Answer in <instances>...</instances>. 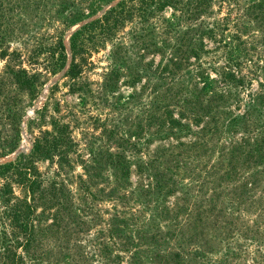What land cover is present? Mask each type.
<instances>
[{"label": "rangeland", "instance_id": "obj_1", "mask_svg": "<svg viewBox=\"0 0 264 264\" xmlns=\"http://www.w3.org/2000/svg\"><path fill=\"white\" fill-rule=\"evenodd\" d=\"M212 1L207 15L192 24L181 25L183 33L197 37L201 31L197 29L200 22L213 23L214 35L203 37L202 48L196 41L198 57L186 54L185 40L176 41L171 36L166 38L161 35L163 26L157 17L154 22L158 25L156 32L168 40L164 47L165 57L141 51L139 54L145 57L139 60L134 46L136 39L131 35L134 24L127 23L113 41L104 43L99 50L87 55L86 61L81 63L80 76L70 81L63 77L72 59L69 38L82 22L65 28L62 17L76 10L85 15L94 12L93 16L83 21L89 22L102 16L118 0H0L3 2L1 27L10 32L0 42V51L20 52L24 60L22 67L42 73L36 92L29 93L18 88L11 77L9 69L15 64L11 57L0 58V149L19 130L18 148L0 156V165L15 161L21 154H28L35 138L44 131L54 134L55 125H66L72 141L69 166L60 164L57 157L37 163L46 188L44 197L50 199L54 188L60 190L57 202L41 215L39 245L34 251L39 254L38 264H111L109 259L114 255L105 256V226L111 218L125 222L127 225L124 227L132 231L131 234L139 231L152 235L158 231L165 235L170 230L169 233L175 235L171 236L172 239L166 237L163 248H183L186 252L193 248L202 250L201 245L210 238L214 243L216 235L220 241L226 228H231L238 231L236 239L228 243V247L238 254L233 264H264V170L257 171L261 166L238 167L235 175L227 177L223 175L224 171H229L226 167L228 161H225L227 155L221 154L218 147L227 145L228 139L217 142L214 137L206 149L199 136L188 134L180 139L158 140L155 134L157 119L163 114L164 107H169L174 118L183 113L184 117L179 118L181 122L189 124L191 130L197 132L207 119L202 116L205 98L216 92L217 87L218 90L223 89L220 82L213 84L214 90L206 96L202 91L204 83L201 76L207 81L220 80L218 74L229 65L236 77L238 73L245 77L242 86L231 88L237 92L240 102L237 104L230 100L227 105L210 103V111H218L215 116H219L227 106L232 114H242L247 95L260 93L264 96V0H239L238 4L232 3L231 6L222 0ZM258 5L262 8L256 7ZM9 6L12 11H8ZM248 6L254 7L248 11L250 14L246 12L245 7ZM252 11L260 13L263 19H255L256 12ZM171 14V9H165L160 16L169 18ZM190 27L194 30H189ZM59 36L67 54L66 70L64 68L55 75L46 72V54L38 58L39 64H27L30 50L40 44H55ZM114 41L128 48V54L135 57L130 66L144 69L145 74L134 86L130 85L131 75L123 66L114 88L105 86ZM240 42L243 43L241 48L234 50ZM176 47L178 50L175 52ZM229 51H232L233 62L241 61L239 67L233 66ZM237 53L238 58L234 61ZM170 59L172 64L180 65L175 68L169 63ZM76 61L79 62V59ZM228 62L233 64L227 65ZM146 64H151V67H146ZM165 64H168V69L160 74L161 65ZM239 138V134L233 137L235 141ZM193 142L194 147H189ZM169 147L174 161L184 163L178 164L177 170L173 162L170 166L173 165L175 179L180 181L185 191L178 188L167 197L162 206L169 211L166 216V212L143 208L142 201L148 198L154 201L156 194L147 196L141 192L152 184V179L147 176L148 173L138 174L134 164L140 159L147 162L157 150ZM119 151L132 161L131 175L124 188L112 183L113 170L109 164V155ZM251 174L256 177V186L253 191L243 193L242 180ZM13 189L17 197L25 195L22 188L14 185ZM112 189L113 192H110ZM239 195L242 196L239 198ZM212 204L217 208L212 210V215L206 216L204 210ZM217 209L222 210L221 221H225L219 223L221 229L208 225L210 220L207 217L211 219L217 214ZM40 212L38 208L37 213ZM175 224L181 226L180 229L177 230ZM4 228L0 224V234ZM139 245V251L145 253L141 259L147 262L149 248L155 244L146 241ZM215 246L224 249L227 245ZM222 248L212 255L204 251L203 255H210L207 264H214L222 256ZM122 255L123 264H127L129 253ZM184 264L206 263L201 257L197 259L189 255L185 257Z\"/></svg>", "mask_w": 264, "mask_h": 264}, {"label": "trees", "instance_id": "obj_2", "mask_svg": "<svg viewBox=\"0 0 264 264\" xmlns=\"http://www.w3.org/2000/svg\"><path fill=\"white\" fill-rule=\"evenodd\" d=\"M105 2V0H102ZM212 0H118V2L106 10L102 16L90 20L83 24L78 30H76L69 38V49L71 52V63L63 77L68 78L70 81H75L81 74V63L86 61V57L91 52L99 50L104 46V43L111 42L116 37L117 33L127 24H134V28L131 31V35L136 39L134 46L137 49L136 54L141 51L146 53H157L165 57L164 47L168 44V36L173 37L176 41L185 40L187 42L186 54L198 57V49L195 47L197 42L202 48L203 42L201 40L204 36L211 37L214 35V26L210 23L200 22L199 34L195 36H187V32L183 33L181 25L183 23L192 24L200 17L207 15L212 7ZM231 6L232 3L238 4L239 0H222ZM108 3V2H107ZM20 6V4H16ZM99 6V5H98ZM262 8L261 5L256 6ZM16 8V6H14ZM248 11H251L254 7H245ZM0 9H3V2H0ZM165 9H171L172 14L169 18L161 17V13ZM8 11H12L10 6ZM256 12V11H252ZM250 14V12L248 13ZM256 18L260 19V13H255ZM94 15L91 12L89 15H85L82 12L76 10L71 15L62 17V21L65 28H69L80 22H83L88 17ZM0 16H2L0 14ZM161 20L160 24L163 26L161 35L166 37L163 39L160 37L156 30L158 29L157 23H154L157 19ZM263 19V18H262ZM236 20V19H235ZM236 23V22H235ZM2 22L0 21V42H3L10 32L8 29H2ZM12 26V25H11ZM189 30L194 27L188 28ZM13 30V29H12ZM16 30V28H15ZM196 31V30H195ZM8 32V33H7ZM61 35V34H60ZM187 36V37H186ZM197 41V42H196ZM202 43V44H201ZM243 45L242 42L238 43V46L234 50H238ZM178 47V46H177ZM176 47L175 52L178 50ZM132 48V47H131ZM92 50V51H91ZM128 48L123 47L115 41L111 50V64L106 73L107 87L113 89L115 83L119 79L121 73L120 70L123 66L127 70V73L131 75L130 85L134 86L145 74L143 68L138 66H130L135 60V57H131L128 54ZM202 50V49H201ZM241 52L243 49L240 50ZM232 51H229V59L231 60ZM26 62L28 65L39 64L38 58L46 54L47 65H44L46 72L51 75L63 70L67 62V54L62 42V39L58 38L55 44L43 45L40 44L36 49H32L28 52ZM11 57L14 66L9 69L11 77L18 86V88L28 91L34 94L37 89V82L40 79L41 72L33 69L29 71L26 67H22L24 62L22 54L16 50L10 53L2 50L0 51V58L5 56ZM238 53L234 56L236 61ZM137 56V55H136ZM137 57L139 60L144 59V54H139ZM79 59V62L76 59ZM233 62V60H231ZM171 65L175 68L180 64H172V60H169ZM234 63V64H233ZM228 62L227 65L233 64L234 67H239L241 61ZM264 64V61H263ZM258 66V64H257ZM146 67H151V64H146ZM161 71L168 69V64L161 65ZM174 68V69H175ZM264 69V67H263ZM203 75V74H202ZM220 80H208L203 78L202 91L207 96L210 90H214L213 84L220 82L223 84V89L217 87V91L211 96L205 98V106L202 105V116L207 118L204 121L203 126L199 128L197 132L191 130L189 124L182 123L180 119L184 117L183 113H179V118H174L173 112L169 110V107L162 109L161 116L157 119L156 137L158 140L164 139H180L182 136L195 135L199 136L203 141V147L208 148L209 142L216 137L217 142L221 139H228L227 145L222 144L219 148L221 154L227 155L225 161H228L226 167H229V171H224L223 175L229 176L236 174L238 167L256 168L261 166L257 171L264 170V105H260L264 102V96L260 93L255 95H247L248 100L244 105V111L242 114H232L230 107H226L223 112L219 114L222 116H215L218 113L216 109L210 111V103L217 102L220 105H227L228 101L233 100L235 103H239L240 99L237 98L238 94L232 91V87L242 86L244 84V75L235 74L231 72L230 65L218 74ZM235 83V85L233 84ZM237 84V85H236ZM226 87V88H225ZM112 91V90H110ZM191 103L190 101H187ZM192 104V103H191ZM196 106V105H195ZM213 112V114L211 113ZM214 123V124H213ZM55 133L50 134L43 132L39 137H36L33 146L28 154H21L19 157L9 163L0 165V220L1 226H5L0 234V264H38L39 254L34 252L39 245L38 232L40 231V219L44 214V210L51 208L55 202H57V192L60 190L53 189V193L50 199L45 196L46 188L43 186L44 180L37 168V163L41 160L52 159L57 157L60 164L69 166V154L72 152V141L68 127L66 125H55ZM240 135L238 141L233 139L234 136ZM219 144V143H218ZM19 145V130H16L15 136L7 143L6 146L0 150V156H5L12 153L18 148ZM137 146L136 144H134ZM133 145V146H134ZM183 143H181V146ZM195 142L189 147H194ZM211 150V149H210ZM207 150V151H210ZM171 148H162V151L158 150L154 153L152 158L147 162L135 161V167L138 174L148 173L147 176L152 179V184L147 186L141 192L149 194H156V199L148 198L143 200V208L146 210H155L159 213L166 212L167 207L164 206V202L167 197L176 192V189L185 191L184 186L180 181L175 179L173 173V165L177 170L178 164H184L181 160L174 161V154L170 152ZM220 154V155H221ZM109 155V164L113 172V176L116 187L124 188L127 185L131 175L132 161H130L123 152L119 151ZM181 154L176 155L179 157ZM167 159H164L166 158ZM254 174V173H253ZM224 178V177H223ZM222 179V178H219ZM249 184V187H248ZM16 185L22 188L25 195L17 197L14 194L13 186ZM180 186V187H179ZM256 186V177L249 175L242 180L241 189L243 193L253 191ZM113 192V189L110 190ZM242 193V194H243ZM242 195H239V198ZM153 203V206L151 205ZM40 208L41 212L37 213V209ZM216 205L212 204L209 209H205L206 216L212 215V210L216 209ZM217 214L214 215L208 225H213V228L221 229L219 223H225L221 221L222 210L217 209ZM201 214H199L200 216ZM205 216V217H206ZM114 218V217H113ZM230 224V223H229ZM127 225L119 219H110L105 226V256H111L109 262L112 264H123L124 253H129L127 264H184L185 257L192 255L194 258H202L207 264L209 262V256L218 252L222 247H216L215 245L225 244L222 248V256L213 262L214 264H233L238 258V254L231 250L229 242L231 239H236L237 230L226 228V231L222 233L220 241L213 238L214 243L210 240H206L205 244L201 245L203 249L193 248L191 251L186 252L183 248L177 250H168V247L163 248L166 244V237L174 236L175 234L169 233L165 235L156 231L154 234L149 235L136 231L135 234H131L132 231L127 230L124 226ZM177 230L181 226L174 225ZM160 234V235H159ZM170 235V236H169ZM178 236V235H177ZM176 236V238H177ZM192 239H190L191 241ZM152 242L155 246L149 248L150 258L147 262H143L141 257L145 255L139 251V244H145V242ZM161 243V244H160ZM204 251L208 254L203 255Z\"/></svg>", "mask_w": 264, "mask_h": 264}, {"label": "water", "instance_id": "obj_3", "mask_svg": "<svg viewBox=\"0 0 264 264\" xmlns=\"http://www.w3.org/2000/svg\"><path fill=\"white\" fill-rule=\"evenodd\" d=\"M86 22H88V21H86ZM86 22H82V24H80V26H82V25L85 24ZM78 28H79V27H78ZM76 30H77V29H76ZM73 32H74V31H73ZM73 32H72V33H73ZM72 33H71V34H72ZM71 34H70V35H71ZM66 69H67V67H65L64 70H66Z\"/></svg>", "mask_w": 264, "mask_h": 264}]
</instances>
